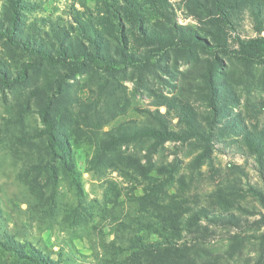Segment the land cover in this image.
I'll return each instance as SVG.
<instances>
[{
  "label": "rangeland",
  "instance_id": "1",
  "mask_svg": "<svg viewBox=\"0 0 264 264\" xmlns=\"http://www.w3.org/2000/svg\"><path fill=\"white\" fill-rule=\"evenodd\" d=\"M0 31V264H264V0H0Z\"/></svg>",
  "mask_w": 264,
  "mask_h": 264
},
{
  "label": "trees",
  "instance_id": "2",
  "mask_svg": "<svg viewBox=\"0 0 264 264\" xmlns=\"http://www.w3.org/2000/svg\"><path fill=\"white\" fill-rule=\"evenodd\" d=\"M2 31H6V29H3ZM1 32V31H0ZM259 42L256 40H250V41H243L241 42L242 48L244 50H247L249 52H255V53H264V46H262L260 43V45L258 44ZM91 56H88L82 64H90V65H94L95 67H99L101 69L104 70H112L113 66L115 65V61L114 60H108L105 59L103 57H101L100 54H96L95 56H93L92 54H89ZM47 58L52 59L53 55L51 54H46ZM59 59L61 62L67 63L68 65H72L67 58L66 53H61L59 54ZM75 65V63H73ZM78 64V63H76ZM80 64V63H79ZM73 66V65H72ZM47 126L49 128V134L51 136H53V125L52 122L47 121ZM166 134L168 136V138L170 139H175L177 137V135L175 133H171L170 131H166ZM178 242V241H177ZM174 244L173 240H166V245H172Z\"/></svg>",
  "mask_w": 264,
  "mask_h": 264
}]
</instances>
